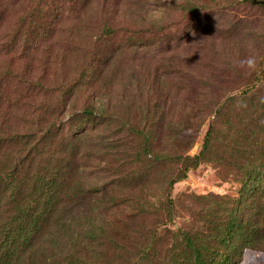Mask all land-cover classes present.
Masks as SVG:
<instances>
[{
    "label": "rangeland",
    "instance_id": "1",
    "mask_svg": "<svg viewBox=\"0 0 264 264\" xmlns=\"http://www.w3.org/2000/svg\"><path fill=\"white\" fill-rule=\"evenodd\" d=\"M237 1L187 13L188 0H0V249L24 248L23 264L71 254L76 264H199L186 235L213 248L209 264H264V246L217 242L243 203L264 195V7ZM143 65L157 76L137 84ZM176 89L195 104L189 122L180 98L170 115L159 110ZM135 103L149 157L168 156L137 177L125 168L143 143L130 129ZM209 126L213 161L190 169L170 190L171 213L160 210L176 156L197 155ZM215 202L218 218L207 214Z\"/></svg>",
    "mask_w": 264,
    "mask_h": 264
},
{
    "label": "trees",
    "instance_id": "2",
    "mask_svg": "<svg viewBox=\"0 0 264 264\" xmlns=\"http://www.w3.org/2000/svg\"><path fill=\"white\" fill-rule=\"evenodd\" d=\"M237 2H238L237 0H203L201 2L188 0L189 6L186 7L185 10L187 11V13H195V12L204 11V10H211V9H217V8L226 7V6L237 5L238 4ZM258 5H261L264 7V5L262 4H258ZM185 6H187L186 3H185ZM103 32L105 35L106 34L111 35L113 33V29L111 27H106L103 30ZM262 58L264 60V54ZM62 63L63 64L65 63L64 59H62ZM137 70H135L134 73L131 75L132 79L136 81L137 84L141 82L145 84L151 83L153 79L154 80L156 79L157 69H155V66L153 70H150V66L143 65L140 69H137ZM135 73L137 74V76L135 75ZM114 84H115V81L113 80V77L111 76L108 79V81L104 84L105 87L104 86L103 87L107 90L108 87L110 86L113 87ZM177 91L174 93L173 97H171L170 94H168L164 98H160L159 110L161 109L163 112L166 109L167 114L170 115L172 110L176 108V103H178L176 100L180 98L179 107L181 111L179 112V115H180L179 121L180 122L183 121L184 123H186L195 118V110H194L195 104L191 102L190 100L182 99L180 97L181 92L179 91L177 92ZM98 92H100V89H98ZM168 102H171V105L174 108L169 109ZM90 110H92L91 107H89V109L87 108L85 111L91 112ZM128 113L131 115L130 117H132V125L130 126V129L132 128L131 131H134L133 132L134 138L137 136L143 137V143L140 144V147H139L141 148L140 151L135 152V153H132L133 151L129 152L128 161H126L125 163V168L127 169V172L131 176L134 175L135 177H137L143 172L142 170H145L148 166H150V164H156L164 160L167 161L168 156L163 153L160 156H154L155 160L152 161V156L149 157L150 146H151L152 141H150V139L148 138L149 131L147 132L144 130V126L146 123V116H144L145 115L144 109H142L141 106L135 103V104H132V110L131 111L128 110ZM179 121H176V122L179 123ZM254 128L255 127L248 126L247 129L241 130L242 140L245 143V146H244L245 152H246L245 147L248 148L250 153H253V151L255 150V147L259 146V138H258V135L254 134V131H253ZM215 133L216 131L212 128V126H209V129L207 130L206 135H205L202 149L197 155H194V156L186 155L184 157L176 156L177 157L176 162L178 166L173 170L172 175L169 177L168 181L166 182L165 189L160 194V200L158 203V208L160 210L163 209L160 206L165 203L164 205H166L167 210L169 211V214L171 213L172 205L174 202L170 199V194H169L170 190L174 184L186 179L187 172L190 169L198 167L202 162H205L208 160L209 162L213 161L212 158H209L206 154L210 153L213 149L212 148V138ZM238 152L241 156L245 157V152L243 151H238ZM259 155L260 157H263L264 159V148L260 149ZM249 158L250 157L248 155L247 159ZM246 168H247V165L244 163L240 167V170L242 171L244 170L245 172L244 175L247 176L249 173L247 174V171L245 170ZM258 188L259 190L264 192V187L259 186ZM44 194H48V190H45ZM218 204H219L218 202H215L213 203L212 207H208L209 211L207 214L208 215L212 214L214 217L218 218V214L216 212ZM243 206H244V210L241 213V216L231 218L226 223L225 227H223L222 229L223 232L221 234L220 233L217 234V238H218L217 242L218 241L221 242V240L226 239V238L231 239V240L241 239L242 242L245 245H249L250 248L263 247L264 246V195L260 202H259V198L251 197L250 201L243 203ZM22 208L23 207H21V209ZM21 209L19 208L18 210H21ZM234 210L235 209L231 208L232 212L230 213H233ZM22 218H23V215H22ZM25 218L27 219V215L25 216ZM34 218H35L34 215L30 214L28 221L32 222ZM138 233H140V237H142L144 234V230L138 231ZM184 239L186 241V244H185L186 247H188L194 253V260H192L193 263L209 264L208 263L209 257H210V254H212L210 253V251L212 252L213 248L210 246H207L206 244L203 245L202 240L195 239L194 237H188L184 235ZM109 241L110 243L113 244V246L120 247V251L123 250L124 246L119 245L116 239H113V240L109 239ZM11 247L9 243H7L4 246H2V249H0V259H3V258L6 259V256L7 258H11L10 255L7 254L8 252L9 254H12V260H10L9 262L5 261L2 264H23L22 263L23 251L21 250L24 248L19 247V249L14 248L13 250H11ZM144 248L146 249V247ZM4 252H7V253H4ZM109 258L111 257L106 256L104 259H106V262H107V261H110ZM64 260H65V264H66V261L71 264H76V262L80 260V257H78L77 255L71 254V257H66Z\"/></svg>",
    "mask_w": 264,
    "mask_h": 264
},
{
    "label": "water",
    "instance_id": "3",
    "mask_svg": "<svg viewBox=\"0 0 264 264\" xmlns=\"http://www.w3.org/2000/svg\"><path fill=\"white\" fill-rule=\"evenodd\" d=\"M255 4H262L264 5V0H251Z\"/></svg>",
    "mask_w": 264,
    "mask_h": 264
}]
</instances>
